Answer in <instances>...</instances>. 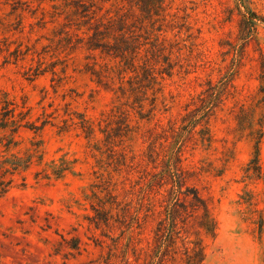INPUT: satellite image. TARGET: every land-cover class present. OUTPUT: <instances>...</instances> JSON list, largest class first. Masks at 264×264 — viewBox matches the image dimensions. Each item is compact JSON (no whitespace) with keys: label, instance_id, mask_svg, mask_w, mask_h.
I'll return each mask as SVG.
<instances>
[{"label":"rangeland","instance_id":"1","mask_svg":"<svg viewBox=\"0 0 264 264\" xmlns=\"http://www.w3.org/2000/svg\"><path fill=\"white\" fill-rule=\"evenodd\" d=\"M91 18L137 36L135 68L93 49ZM260 55L264 0H0V97L37 127L0 130V264H144L152 226L127 224L180 148L217 222L203 264H264ZM209 83L226 93L203 143Z\"/></svg>","mask_w":264,"mask_h":264},{"label":"trees","instance_id":"2","mask_svg":"<svg viewBox=\"0 0 264 264\" xmlns=\"http://www.w3.org/2000/svg\"><path fill=\"white\" fill-rule=\"evenodd\" d=\"M92 20L91 18L90 30L93 31V49L101 48L102 52L108 56L114 55L116 58L129 62L128 64L135 68L140 55L137 36L131 33L126 36L127 33L114 29L110 22L91 23ZM116 31V36L122 40V45L118 43L111 45L106 41ZM260 63L261 92L264 94V58L262 55H260ZM132 70L136 71V69ZM209 84L211 86L209 99H200L202 106L198 110L199 118L192 120L195 123L194 127L201 126L199 133L202 135L203 143H211L212 138L208 135L207 129L209 119L213 109L224 101L223 97L226 93V88L221 89ZM16 112L12 101L5 96L0 97V130H8L11 136H14L21 128L37 129V127H30L28 123L24 124L26 115L23 112L18 114ZM261 138L262 133L259 131L256 138L257 154L246 169V177L249 179L261 180L264 176L258 154ZM12 145H16L14 139H7L5 144L7 149H10ZM37 152L35 150V153ZM183 162V153L180 148L164 162L161 172L152 175V180L147 184L148 193L139 199L140 209L134 215H130V222L127 224L130 241L133 237V224H136L137 229L143 232L152 226L150 230L152 240L148 242L147 248L133 247L134 253H137V261L143 256L144 264H203L206 258V241H213L217 236V222L212 214L209 199L201 193L197 186L190 184L200 182L198 173L184 167ZM20 167L21 165L13 163L12 171L15 172ZM23 167L28 168V164ZM11 182V180L7 182L0 180V199L7 194ZM152 194L161 196L158 206L154 203ZM96 219L97 217L94 222ZM126 219L127 215L124 216V220ZM127 264L130 263L127 262Z\"/></svg>","mask_w":264,"mask_h":264}]
</instances>
